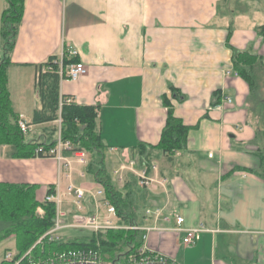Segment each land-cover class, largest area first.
I'll list each match as a JSON object with an SVG mask.
<instances>
[{"label":"crops","instance_id":"obj_1","mask_svg":"<svg viewBox=\"0 0 264 264\" xmlns=\"http://www.w3.org/2000/svg\"><path fill=\"white\" fill-rule=\"evenodd\" d=\"M226 1L23 0L6 70L12 109L29 125L24 140L51 143L58 120L34 122V113L42 110L37 67L62 47L74 48L87 72L75 81L60 80L59 92L76 104L97 105L96 131L115 169L137 157L139 143H158L167 114L161 98L170 100L173 114L190 129L183 149L169 159L159 152L151 159L156 169L149 174L168 181L146 189L151 200L140 226L155 227L143 230L144 244L176 264H264V178L256 174L261 166L255 153L264 146L247 106L248 87L231 61L233 49L264 58V40L256 32L264 18L242 22L246 15L233 12L239 0ZM5 7L0 0V27ZM223 96L231 102H221ZM14 152L13 146L0 144V182L37 185L40 201L54 186L63 216L96 211L88 192L79 210L65 193L70 183L101 188L70 152H62L64 160ZM97 204L99 213L105 211ZM146 209L160 214H145ZM176 213L184 218L182 227L203 223L208 231L194 245H182V234L174 229ZM13 249L14 240L6 252Z\"/></svg>","mask_w":264,"mask_h":264},{"label":"trees","instance_id":"obj_2","mask_svg":"<svg viewBox=\"0 0 264 264\" xmlns=\"http://www.w3.org/2000/svg\"><path fill=\"white\" fill-rule=\"evenodd\" d=\"M6 7L1 16V58H0V144L14 147L17 157H48L42 151L36 152L38 147L47 151L54 146L51 143L24 140V133L20 131L17 121L18 115L13 111L7 88V67L9 56L14 45L15 36L21 21L23 0H5ZM257 34L264 40V23L256 27ZM58 56H50L37 68L35 85L42 103V110L34 113V122L59 120L58 132L63 141H69L73 150L85 153L87 164L85 171L92 181L101 187L104 198L114 208L116 223L119 228H105L96 231L70 227L76 234L68 238L48 240L47 237L37 242L38 238L47 230L54 227L58 218L61 223H69L73 212L68 216H57V205L53 200H45V196L55 193L54 186L46 190L42 200L36 198L37 185L12 184L0 182V241L12 237L14 240V256L12 261L0 260V264H14L20 259V264H27L30 260L44 259L53 252L81 247L98 249L101 259L107 264H122L128 253L136 251L143 243L144 231L140 229L124 228L126 226L143 223L144 209L150 205L151 196L146 189L136 184L135 178L128 174L121 187L114 182L111 173L106 169L105 150L107 146L102 142L96 131L97 105H79L74 101L62 103L61 98L71 97L59 92L60 80L66 79L58 73ZM234 72L248 87L246 102L248 109L256 113L262 111L261 123L264 124V58L251 50H232L231 56ZM79 62L76 56L62 55V71L71 64ZM172 95L178 100L181 96L175 90ZM216 97L217 91L213 93ZM218 97V96H217ZM167 107L165 124L160 139L156 145L139 143L136 149L138 162L150 164L155 157L156 150L168 159L185 147L189 125L175 116L170 100L161 98ZM211 104H216V100ZM259 161L258 173L264 178V147L255 151ZM136 157V158H137ZM92 206L94 203L90 201ZM37 207L42 213L37 212ZM76 211V210H75ZM92 214V210H88ZM26 254V252H28Z\"/></svg>","mask_w":264,"mask_h":264},{"label":"built area","instance_id":"obj_3","mask_svg":"<svg viewBox=\"0 0 264 264\" xmlns=\"http://www.w3.org/2000/svg\"><path fill=\"white\" fill-rule=\"evenodd\" d=\"M66 52L68 56H76L77 51L69 45L66 47H62L60 53L58 54V64L59 70L58 73L60 76L64 75L66 80L75 81L86 74L87 68L84 64L80 61L69 64L65 71H62V55ZM73 100L72 97H64L61 98L62 103H71ZM223 103L229 104L231 99L229 96H223L222 101ZM18 127L21 132L26 133L29 130V125L22 119L18 118L17 121ZM59 126V120H58ZM42 151L44 154L48 155V157H54L57 160H64L62 157L63 151L70 152L73 157L75 158L76 162L82 165L87 164V158L83 151L81 150H73V146L70 144L69 141H63L60 138V134L58 132V136L55 140L54 146L50 147L47 151H44L42 147H38L36 152ZM212 153H208V157H211ZM64 166L69 168V161L64 162ZM150 169H156L155 164L152 162L148 165L145 163H139L137 158H129L125 162L120 163L116 169L113 170V174L116 176L118 182H124L125 174L131 173L135 175L136 184L144 189L149 190H156L159 187H164L167 183L168 179L166 177H155L149 174ZM89 193L93 199L95 200L96 211L92 214H84L80 211L72 214L69 223H61L60 220L57 218L54 224V227L49 229L43 235H41L37 242L41 241L44 237H47L48 240H58L60 236L58 232L65 227H75V228H82V229H89L96 231L98 229H105V228H119L122 226L117 225V223H113L110 219H100L98 209V201L102 204V207L107 212V215H114V208L108 201L104 198V193L102 189H95L91 191V189H85L81 186H75L74 184L70 183L66 187L65 193L69 196H73V203L75 204L76 208L79 210L81 209V200L85 196L86 193ZM100 198L101 200H97ZM45 200H53L57 205V216H63V213L60 211L59 207L62 202L60 193L58 190L55 191L53 195L45 196ZM100 204V205H101ZM145 214H152L154 216H158L160 211L158 209H154L153 211L150 209L145 210ZM107 217V216H106ZM108 218V217H107ZM176 227L174 228L176 232L182 234L181 236V243L182 245L189 247L194 245L200 237L202 232L208 231V229L204 226L203 223H199L197 226L194 227H182L184 222V218L179 214H174ZM164 220H168V218H164ZM124 228H131V229H141L145 232L155 229V227H142L137 225L126 226ZM145 235H143V243L142 245L134 252L128 253L125 256V262L122 264H132L138 262H164L168 261L169 258L162 253L156 252L148 248L147 245L144 244ZM29 253L26 252V254ZM5 258L8 261H12L14 253L6 252ZM20 259H18L15 264H18ZM72 262H87V263H98V264H107L101 259L100 252L98 249L93 247H81L75 249H68L59 252H53L51 255L44 259L38 260H30L27 264H65V263H72Z\"/></svg>","mask_w":264,"mask_h":264},{"label":"rangeland","instance_id":"obj_4","mask_svg":"<svg viewBox=\"0 0 264 264\" xmlns=\"http://www.w3.org/2000/svg\"><path fill=\"white\" fill-rule=\"evenodd\" d=\"M229 1L230 0H227L225 2L226 5L228 4ZM225 6L222 5V8H224ZM233 12H235V13L238 12V14L243 12L246 15V18H244V16H241L242 19H240V20H242V22L245 21V19L247 20L248 19L247 17H249V18H259V17L264 18V0H239V4L233 8ZM256 13H260L261 15L256 14ZM235 21H237V20H235ZM261 116H262V111L252 113V117H251L252 119L251 120L254 123L255 132L257 131V133H256V135L258 134L257 138H259L260 144L262 141V145L264 146V124L261 123ZM156 151L161 153L158 150H156ZM107 153H109L108 149L105 150L106 169L111 173L112 178L115 179L116 185L120 186L121 184L119 182H117L116 176L113 174V171H112L115 169V165H116L115 160L113 159V156H111L110 154L108 155ZM101 212L102 211H100V213H99L101 220H104V219L110 220L111 219L113 221V223L116 221V217L114 215L109 216V215H107L106 211H103L102 213ZM69 230H70V227H65L62 230H60L58 232V234L60 237H66V238L70 237L73 234H76V231H69ZM10 248H13V238L12 237L0 241V260H2V259L6 260L4 255H5L6 251L9 250ZM13 251H14V249H13ZM12 254H13V252H12ZM16 261H14V264ZM18 264H20V263H18Z\"/></svg>","mask_w":264,"mask_h":264},{"label":"water","instance_id":"obj_5","mask_svg":"<svg viewBox=\"0 0 264 264\" xmlns=\"http://www.w3.org/2000/svg\"><path fill=\"white\" fill-rule=\"evenodd\" d=\"M65 264H98V263H87V262H72V263H65ZM132 264H176L174 262H157V261H151V262H138V263H132Z\"/></svg>","mask_w":264,"mask_h":264}]
</instances>
